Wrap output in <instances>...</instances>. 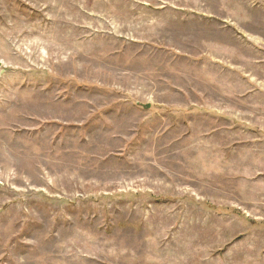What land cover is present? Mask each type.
Masks as SVG:
<instances>
[{
    "label": "rangeland",
    "instance_id": "374dc122",
    "mask_svg": "<svg viewBox=\"0 0 264 264\" xmlns=\"http://www.w3.org/2000/svg\"><path fill=\"white\" fill-rule=\"evenodd\" d=\"M0 264H264V0H0Z\"/></svg>",
    "mask_w": 264,
    "mask_h": 264
},
{
    "label": "water",
    "instance_id": "95a60500",
    "mask_svg": "<svg viewBox=\"0 0 264 264\" xmlns=\"http://www.w3.org/2000/svg\"><path fill=\"white\" fill-rule=\"evenodd\" d=\"M149 107H150V105H148V104L147 105H142V108L146 109V110L149 109Z\"/></svg>",
    "mask_w": 264,
    "mask_h": 264
}]
</instances>
